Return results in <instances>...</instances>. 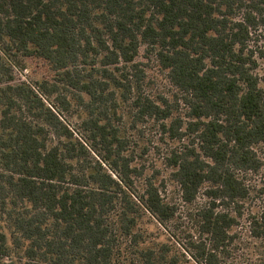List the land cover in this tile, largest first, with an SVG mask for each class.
Returning a JSON list of instances; mask_svg holds the SVG:
<instances>
[{
	"label": "trees",
	"instance_id": "16d2710c",
	"mask_svg": "<svg viewBox=\"0 0 264 264\" xmlns=\"http://www.w3.org/2000/svg\"><path fill=\"white\" fill-rule=\"evenodd\" d=\"M261 27L264 0H0V208L23 264H264V204L247 207L250 173L264 200V48L251 45ZM30 57L54 72L43 92L69 108L66 89L84 106L88 142L34 85L11 83ZM153 59L184 117L138 90ZM126 103L185 141L164 158L181 206L150 178L137 190ZM144 213L167 240L141 231ZM182 216L193 224L184 249ZM7 254L0 230V264H13Z\"/></svg>",
	"mask_w": 264,
	"mask_h": 264
},
{
	"label": "rangeland",
	"instance_id": "374dc122",
	"mask_svg": "<svg viewBox=\"0 0 264 264\" xmlns=\"http://www.w3.org/2000/svg\"><path fill=\"white\" fill-rule=\"evenodd\" d=\"M251 45L257 49L264 48V27L258 29ZM142 51L141 49V52ZM138 59L145 60L141 56H139ZM26 62L28 65L23 71H14L15 79L11 81V83H21L25 81L34 85L38 89V93L43 97L46 105L51 106L59 115L60 119L68 123L71 128L74 129V135L88 142L87 133L83 131L80 125L81 120L84 119L87 114L82 109L84 106L75 100L74 93L63 88L60 90L68 99L71 98L74 101L73 104L69 105V108H64V105L62 103L60 104L59 100H57L56 92L49 94L41 90L42 87H40V85L43 80L47 79L50 80V82H55V77L53 76L54 72L48 67L47 63L42 59L33 57L27 58ZM50 82L49 84H51ZM136 85L139 91L147 95L149 94L155 99H158L161 95L170 98V102L173 104L174 115L178 114L183 117L185 116V106L177 99L178 97H176V95L174 96V87L169 81L167 73L156 65L155 59L150 62ZM61 87H63V85ZM122 106L125 111L123 118L120 120V127L121 135L127 139V149L125 153L127 155H130V153L133 155L132 165H138V167L143 168L142 173L134 178L137 190L142 188L145 178H150L160 187L162 195L181 206L183 202L181 200L179 187L171 178V169L165 165L164 158L171 148H179L185 141L172 138L168 133H165L161 127V121L153 118H147L144 121L135 120L131 106H129L128 103L122 104ZM166 121H170V118ZM91 154L94 155L95 159L98 158L93 152ZM247 182L253 192L247 207L257 208L263 205L264 200L257 197V193H255L256 187L261 184V173H250L247 176ZM197 201L198 204H201L204 201L203 195L199 194ZM7 208L10 210L9 206H7ZM8 218V213L0 208V230L5 231L7 235L8 254L6 259L12 261L13 264H23L26 261L24 255L25 245L13 242V230ZM192 226V222L184 216L178 218L176 221V227L174 229L175 241L177 243L178 241L181 242V244H179L181 249H184V243H186L188 234L191 233ZM139 228L145 233L147 238L152 240H167L169 237V232L149 217L147 213L142 214V218L139 219ZM171 239L174 241L173 238ZM182 241H184V243H182ZM252 241L256 242L254 240Z\"/></svg>",
	"mask_w": 264,
	"mask_h": 264
}]
</instances>
